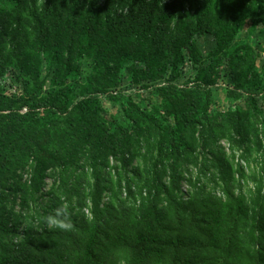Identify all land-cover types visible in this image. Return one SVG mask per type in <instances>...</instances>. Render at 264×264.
I'll return each mask as SVG.
<instances>
[{"label": "trees", "instance_id": "trees-1", "mask_svg": "<svg viewBox=\"0 0 264 264\" xmlns=\"http://www.w3.org/2000/svg\"><path fill=\"white\" fill-rule=\"evenodd\" d=\"M249 17L264 23V0H0V73L14 69L35 95L44 68L50 82L25 113L19 106L27 99L0 91V264H264V164L246 194L220 143L249 152L255 132L251 50L233 45ZM199 34L215 39L205 56L194 41ZM222 59L228 94L246 93L251 109L210 114ZM83 60L95 73L80 82ZM186 60L201 80L178 86ZM127 63L133 77L151 80L143 87L151 85L159 101L146 109L131 94H110L125 121L109 123L99 94L117 85ZM110 160L125 198L103 203L114 186L104 171ZM188 165L212 171L222 196L199 185L184 198ZM53 168L58 190L42 204ZM18 170L26 171L22 184H5L22 178ZM65 203L74 229H48L44 217Z\"/></svg>", "mask_w": 264, "mask_h": 264}, {"label": "rangeland", "instance_id": "rangeland-1", "mask_svg": "<svg viewBox=\"0 0 264 264\" xmlns=\"http://www.w3.org/2000/svg\"><path fill=\"white\" fill-rule=\"evenodd\" d=\"M197 48L205 56L215 45V39L211 35L199 34L194 38ZM234 47L241 46L239 53H244L248 50L247 46L251 50L252 60L254 63L253 70L256 74L255 79L250 77L251 84L258 89L259 94L257 95L253 106L257 110V116H255L253 124L255 132L250 143L249 152L243 151L238 147H233L230 145L227 139H222L221 144L225 149V152L231 161L235 173V185L242 189L246 194H250L253 188L256 186V182L253 178H259L261 172V166L264 164V148L263 151L259 150L257 141L260 140L264 146V23H254L249 17L246 19L243 27L236 33L233 39ZM244 47V48H243ZM208 60L204 61L202 66H205ZM136 69H141L143 66L141 64H136L134 66ZM132 64L127 63L124 65L117 77V85L109 90V92L100 93L101 100V111L100 114L103 119L109 123L114 120L125 121L124 113L122 107L116 102H113L110 98V94H115L116 92H122L126 95L131 94L132 102L140 106L141 108L151 109V107L158 103L159 98L153 91V87L144 88L147 84L151 83L149 79H141V77H133ZM198 65L193 66L187 60L179 65V75L173 80L178 86H183L185 84L190 85L193 81L201 80V77L197 75ZM47 69L44 68L42 72V78H45V82L41 92L35 95L32 90L33 85L29 86V90L26 92L23 88V83L26 77L17 73L14 69L10 68L4 73H0V91L6 93L9 96L23 97L28 100L27 104H22L19 106V112L25 113L30 108L29 105L36 102L39 99L44 98V91L50 88L49 74H47ZM82 75L79 78L80 82L84 81L89 75H93L95 71L92 69L91 64L87 60H83L81 65ZM170 71H166L164 77L155 80L154 84H163L167 76H169ZM215 76V83L212 85L211 97L209 103V112L212 115H217L218 113H224L225 111L235 108L236 106L242 108H250L246 103V93H242L240 96H232L228 94V88H231L232 83L229 79V66L226 59L217 65L214 69L212 77ZM31 89V90H30ZM61 119V118H60ZM258 134V136L256 135ZM140 159L137 160L139 162ZM104 171L108 173L114 186L113 190L106 189L103 194L102 202H108L112 197L118 195L120 198H125L124 189L119 188L117 182L121 177V171L118 170L116 162L110 160L109 165L104 168ZM18 174L22 175L14 179H8L5 184L9 185V181H15L16 186L22 184V180L26 177V171H17ZM212 171L206 174L200 173L199 168L188 165L184 171V179L182 181V196L188 198L191 196L195 190V186H205V190L214 193L217 196H222V186L219 182L212 180ZM81 174L80 171L77 173ZM123 180V179H122ZM58 190L57 181V169H50L48 171V177L46 179V184L40 195L39 201L45 204L48 198V194ZM237 191V189H236ZM15 210H18L15 207ZM87 211V210H86Z\"/></svg>", "mask_w": 264, "mask_h": 264}, {"label": "clouds", "instance_id": "clouds-1", "mask_svg": "<svg viewBox=\"0 0 264 264\" xmlns=\"http://www.w3.org/2000/svg\"><path fill=\"white\" fill-rule=\"evenodd\" d=\"M44 224L48 229L70 232L74 229L72 213L67 203L60 205L55 211L44 217Z\"/></svg>", "mask_w": 264, "mask_h": 264}]
</instances>
